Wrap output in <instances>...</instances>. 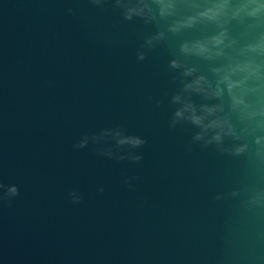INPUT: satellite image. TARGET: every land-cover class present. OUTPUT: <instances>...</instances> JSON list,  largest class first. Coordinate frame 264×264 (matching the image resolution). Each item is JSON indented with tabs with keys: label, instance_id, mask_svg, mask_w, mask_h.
Segmentation results:
<instances>
[{
	"label": "water",
	"instance_id": "95a60500",
	"mask_svg": "<svg viewBox=\"0 0 264 264\" xmlns=\"http://www.w3.org/2000/svg\"><path fill=\"white\" fill-rule=\"evenodd\" d=\"M0 264H264V0H0Z\"/></svg>",
	"mask_w": 264,
	"mask_h": 264
},
{
	"label": "clouds",
	"instance_id": "9594fccd",
	"mask_svg": "<svg viewBox=\"0 0 264 264\" xmlns=\"http://www.w3.org/2000/svg\"><path fill=\"white\" fill-rule=\"evenodd\" d=\"M141 58H142V57H141ZM178 115H179V113H178ZM197 122H199V121H197ZM216 138L219 139V136H217Z\"/></svg>",
	"mask_w": 264,
	"mask_h": 264
}]
</instances>
